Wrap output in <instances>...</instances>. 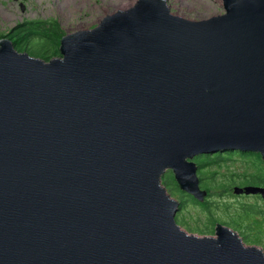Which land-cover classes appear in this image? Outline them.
<instances>
[{"label":"water","instance_id":"95a60500","mask_svg":"<svg viewBox=\"0 0 264 264\" xmlns=\"http://www.w3.org/2000/svg\"><path fill=\"white\" fill-rule=\"evenodd\" d=\"M223 4L139 0L48 62L0 40V264H264L228 227L183 231L161 184L202 203L196 156L264 157V0Z\"/></svg>","mask_w":264,"mask_h":264},{"label":"rangeland","instance_id":"374dc122","mask_svg":"<svg viewBox=\"0 0 264 264\" xmlns=\"http://www.w3.org/2000/svg\"><path fill=\"white\" fill-rule=\"evenodd\" d=\"M138 1L0 0V34L8 38L14 28L24 22L54 21L48 26L51 29L47 33L40 31L32 43L35 47H40L42 42L49 45L52 42L55 44L52 50L58 53L57 38L61 30L64 36L92 30L104 18L132 8ZM165 1L171 14L189 21H203L225 13L223 0ZM195 160H198L196 164L201 168H198L197 173L200 178L199 185L202 190L209 191L207 208L192 205L189 195L181 197L177 183L171 182L170 171H167L161 180L170 197L183 204L176 216L177 225L187 234L198 237H215L216 227L223 225L239 233L245 245L264 250V201L254 197H238L241 194L233 193L234 187L260 185L257 179L264 176V164H259L256 158L250 161L240 159L234 151L231 154H204ZM205 165L207 166L203 168ZM213 220L215 222H212Z\"/></svg>","mask_w":264,"mask_h":264},{"label":"trees","instance_id":"16d2710c","mask_svg":"<svg viewBox=\"0 0 264 264\" xmlns=\"http://www.w3.org/2000/svg\"><path fill=\"white\" fill-rule=\"evenodd\" d=\"M52 22H54V21H52ZM52 22H50V23L37 22V21L24 22V23L19 24L18 26H16V28H14V30L9 34L10 36L8 35V39L11 40V42L13 43L15 49L18 52H21V53H25L26 52L30 56H33V57H36V58H40V59L45 60L46 62H48L51 59L60 56L59 51L57 53V51L55 52V51L52 50L54 48L55 44L51 42L50 45H49V44H46V43L42 42V43H40V47L39 46L35 47L34 44L32 43V40L39 36V32L40 31H43V32L47 33V31L49 29H51L50 27L48 28V26ZM63 33L64 32H62V30H61L60 34H59V36L57 38V40L59 41L58 45H60V41L64 37ZM3 38H6V37L2 36L0 34V40L3 39ZM228 153L231 154V152H228ZM196 161H198V160H196ZM196 161H195V163H196ZM206 166L207 165H205L203 168H205ZM171 182L172 183H176L177 182L173 173H172ZM166 184L169 187V184L167 183V180H166ZM177 185H178V183H177ZM180 190H181V188H180ZM188 194L189 193L186 194L185 192H183L181 190L180 196L181 195H185V196L187 195L188 196ZM189 195H191V194H189ZM189 198L191 200L190 203L192 205L202 206L204 208H207V205H208L207 202L205 204H201L200 205L195 200L196 198L194 199V197H192V195L189 196ZM181 207H183V204L181 205ZM212 222H215V221L213 220ZM206 227H208V226H206ZM212 227H214V224L212 225ZM209 229H211V227H209Z\"/></svg>","mask_w":264,"mask_h":264},{"label":"flooded vegetation","instance_id":"af4514ba","mask_svg":"<svg viewBox=\"0 0 264 264\" xmlns=\"http://www.w3.org/2000/svg\"><path fill=\"white\" fill-rule=\"evenodd\" d=\"M228 152H233V150H228V151H224V152H219V153H222V154H225V153H228ZM234 152H237V155H238V158H240V159H243V160H246V161H250V160H254L255 158L257 159V162L259 163V164H264V157H263V155L262 154H260V153H252V152H243V151H234ZM197 157H202V155H199V156H196L195 158H197ZM195 158L193 159V161H196L195 160ZM196 163H197V161H196ZM197 167L200 169V167L197 165ZM171 173H173L172 171H170ZM198 172H199V170H198ZM247 175H245V177H246ZM199 178V177H198ZM248 178V177H247ZM199 181H200V178H199ZM256 181V180H255ZM257 183H260V185H258V186H256V187H261V188H264V176H262V177H260V178H258L257 179ZM244 187H247V186H244ZM244 187H241V188H244ZM235 188V187H234ZM233 188V189H234ZM200 189H201V187H200ZM202 190V189H201ZM208 191V190H207ZM189 195V194H188ZM189 196H191V195H189ZM208 196H209V191H208V194H207V197L205 198V201L204 202H199V201H197L195 198V200L198 202V204H205L206 203V199L208 198ZM254 197V198H259V199H261V200H263L264 201V197L262 196V195H260V194H249V195H246V194H243V193H241V195H238V197ZM181 205H182V202H180V209H181ZM180 211V210H179ZM179 211H178V213H179ZM177 213V214H178ZM177 216V215H176Z\"/></svg>","mask_w":264,"mask_h":264},{"label":"built area","instance_id":"2783aa9c","mask_svg":"<svg viewBox=\"0 0 264 264\" xmlns=\"http://www.w3.org/2000/svg\"><path fill=\"white\" fill-rule=\"evenodd\" d=\"M208 19H210V18H208Z\"/></svg>","mask_w":264,"mask_h":264},{"label":"bare ground","instance_id":"6f19581e","mask_svg":"<svg viewBox=\"0 0 264 264\" xmlns=\"http://www.w3.org/2000/svg\"><path fill=\"white\" fill-rule=\"evenodd\" d=\"M180 210V209H179Z\"/></svg>","mask_w":264,"mask_h":264}]
</instances>
